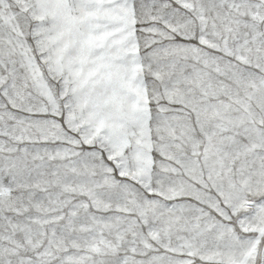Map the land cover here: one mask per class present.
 <instances>
[{"label": "snow or ice", "instance_id": "1", "mask_svg": "<svg viewBox=\"0 0 264 264\" xmlns=\"http://www.w3.org/2000/svg\"><path fill=\"white\" fill-rule=\"evenodd\" d=\"M0 264H264V0H0Z\"/></svg>", "mask_w": 264, "mask_h": 264}]
</instances>
